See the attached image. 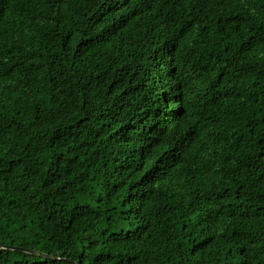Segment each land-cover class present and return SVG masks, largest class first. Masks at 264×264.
<instances>
[{"label":"trees","instance_id":"trees-1","mask_svg":"<svg viewBox=\"0 0 264 264\" xmlns=\"http://www.w3.org/2000/svg\"><path fill=\"white\" fill-rule=\"evenodd\" d=\"M0 264H264V0H0Z\"/></svg>","mask_w":264,"mask_h":264},{"label":"water","instance_id":"water-1","mask_svg":"<svg viewBox=\"0 0 264 264\" xmlns=\"http://www.w3.org/2000/svg\"><path fill=\"white\" fill-rule=\"evenodd\" d=\"M11 250H14V251H20V252H29V251L22 250V249H17V248H11ZM43 258L47 259L46 256H43Z\"/></svg>","mask_w":264,"mask_h":264}]
</instances>
